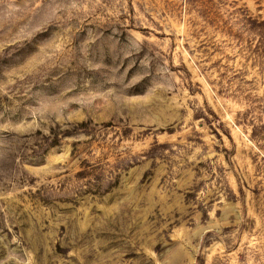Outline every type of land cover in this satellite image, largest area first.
I'll list each match as a JSON object with an SVG mask.
<instances>
[{
  "label": "rangeland",
  "instance_id": "rangeland-1",
  "mask_svg": "<svg viewBox=\"0 0 264 264\" xmlns=\"http://www.w3.org/2000/svg\"><path fill=\"white\" fill-rule=\"evenodd\" d=\"M0 264H264V0H0Z\"/></svg>",
  "mask_w": 264,
  "mask_h": 264
}]
</instances>
